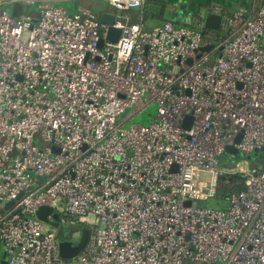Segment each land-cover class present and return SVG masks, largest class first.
<instances>
[{
  "label": "built area",
  "instance_id": "obj_1",
  "mask_svg": "<svg viewBox=\"0 0 264 264\" xmlns=\"http://www.w3.org/2000/svg\"><path fill=\"white\" fill-rule=\"evenodd\" d=\"M16 1L38 2V11L2 7ZM103 1L116 42L89 8L70 14L50 0H0L6 264H264V168L254 175L257 157L247 169L217 160L234 145L248 162L264 145V0L248 12V0L229 14L209 10L222 16L220 33L203 30L201 17L146 30L140 14L131 17L144 0ZM150 101L154 118L125 128ZM227 174H241L244 188L226 208L197 204L223 196ZM41 206L87 228L77 256H60L62 223L50 214L44 227Z\"/></svg>",
  "mask_w": 264,
  "mask_h": 264
},
{
  "label": "rangeland",
  "instance_id": "obj_2",
  "mask_svg": "<svg viewBox=\"0 0 264 264\" xmlns=\"http://www.w3.org/2000/svg\"><path fill=\"white\" fill-rule=\"evenodd\" d=\"M245 0H144L146 3L148 17L144 24L148 26L155 25L164 19H170L174 22L180 24H185V22L193 23L195 25L198 22L200 16L204 14L205 11L218 8L219 11L224 10V13H231L234 10L241 8L244 5ZM54 6H60L70 14L80 13V8H89L94 15V17L99 18L101 13L111 12L112 8L103 0H50ZM38 2L33 4L26 3L24 1H16L13 3L5 4L3 3V8H12L14 10L13 14H31L34 15L38 11ZM177 24V23H176ZM221 31H217L220 33ZM156 103L150 101L148 105L142 110L134 114V116L128 119L124 127L128 128L132 124H148L149 120L153 119L156 113ZM133 110L132 107H126L124 111L117 117V122L123 120L127 114ZM37 145V139L34 140ZM241 159V160H240ZM219 166L224 169L239 167L243 169L249 168V166L256 165L255 157H251L248 162L238 153L236 156H230L227 153H223L217 158ZM240 162V163H238ZM199 183H210L209 173L200 171L196 175ZM223 183L221 182L220 188L217 190L218 194L221 193V187ZM199 205L217 207L225 209L227 206V198L223 196H211L205 202H197ZM55 222L62 223L60 227V233L63 235L64 240H70L77 242L80 237V231L75 228V226L69 222L63 223L62 214L56 213V217H52ZM50 223L44 225V227H49ZM3 252V246L0 243V255Z\"/></svg>",
  "mask_w": 264,
  "mask_h": 264
},
{
  "label": "water",
  "instance_id": "obj_3",
  "mask_svg": "<svg viewBox=\"0 0 264 264\" xmlns=\"http://www.w3.org/2000/svg\"><path fill=\"white\" fill-rule=\"evenodd\" d=\"M252 4V0H248L246 7L247 12L250 10ZM8 13L11 14L12 10L8 9ZM204 22V28L210 29V30H219L221 25L222 16L221 14L211 12L209 10L205 11L202 16ZM99 21L105 25H107L106 30V39L111 42H116L119 36L120 30L118 28L113 27V23L115 22V18L112 14L109 13H101L99 16ZM210 47H202V49H209ZM190 63V60H188ZM190 117H185V120H189ZM186 126V125H185ZM241 135L238 134L234 138V144L238 143L240 140ZM258 152H260L258 154ZM225 153L229 154L230 156H236L238 154V150L235 148L234 145H227L225 147ZM251 157H257L258 158V164L260 165V168H258L254 175L264 168V145L259 148L255 149L250 155L247 156V159L249 160ZM12 202H9L7 205H10ZM187 205L190 204V201L186 202ZM52 215V217H56V213L53 212V209L48 206H41L39 207L36 212L35 216L39 220H42L45 223H48L49 219L48 216ZM88 238V230L86 228H82L80 231V237L77 242H73L70 240H59L58 242V248H59V254L64 259H69L72 257L77 256L81 250L83 249L86 241ZM8 254L6 251H3L0 255V264H6Z\"/></svg>",
  "mask_w": 264,
  "mask_h": 264
},
{
  "label": "trees",
  "instance_id": "obj_4",
  "mask_svg": "<svg viewBox=\"0 0 264 264\" xmlns=\"http://www.w3.org/2000/svg\"><path fill=\"white\" fill-rule=\"evenodd\" d=\"M148 1H150V0H148ZM11 14H13V12ZM139 14L141 15L143 25H145L146 27H149L147 24H144L146 18L148 17L146 3H144V5L142 6V8L140 10H134V11L131 12L132 20L133 21L137 20V16ZM168 20H170V19H164V20H162L161 22H159L157 24H162V23H164V22H166ZM174 23L176 24L177 22H174ZM177 25H180V23H177ZM183 25H186L188 27L194 26V25H192V23L191 24H183ZM203 30H208V29L203 27ZM221 178L220 179L222 180V183H223V185L221 187V191H222L223 197L225 199L228 197V195L230 193H234V192L240 191V190H242L244 188V185H243V182H242L243 176L241 174H230V175L227 174V175H225L224 177H221ZM73 225L75 226V228L77 230H81L82 228H86L83 225H81L80 223H76V224H73ZM55 226L59 227V223H56ZM60 232L61 231H60V227H59V230L57 232V238L59 240H62V239H64V237H63V235ZM88 236H89V232H88Z\"/></svg>",
  "mask_w": 264,
  "mask_h": 264
},
{
  "label": "crops",
  "instance_id": "obj_5",
  "mask_svg": "<svg viewBox=\"0 0 264 264\" xmlns=\"http://www.w3.org/2000/svg\"><path fill=\"white\" fill-rule=\"evenodd\" d=\"M200 18V17H199ZM172 21V20H171ZM178 23V22H177ZM185 24H191L189 21L188 22H185ZM156 25H159V24H156ZM156 25H151V26H149V27H146L145 25H144V28L146 29V30H151L154 26H156Z\"/></svg>",
  "mask_w": 264,
  "mask_h": 264
}]
</instances>
